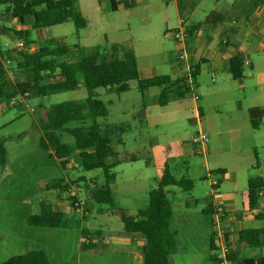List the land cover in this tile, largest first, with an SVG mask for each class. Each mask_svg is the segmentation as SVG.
Here are the masks:
<instances>
[{
  "label": "crops",
  "instance_id": "crops-1",
  "mask_svg": "<svg viewBox=\"0 0 264 264\" xmlns=\"http://www.w3.org/2000/svg\"><path fill=\"white\" fill-rule=\"evenodd\" d=\"M106 1L111 6L110 1ZM116 1L119 4L114 11L121 8L127 11L159 9L166 25L170 21L169 3L173 4L172 8L177 15V27H166L164 35L166 40L171 38L175 42L174 49L171 47L167 49L169 57L165 61V69L169 71L166 72L168 74H159L152 61H144L142 66L137 61L140 79L159 75H167L175 79L185 75V67L178 61L180 44L175 40L172 32L182 26L191 31L186 42V51L190 64L197 66L198 75L193 93L185 96L184 103L179 102L178 106L182 107L186 119L188 117L195 119L198 124L200 123L201 131L209 135L208 144L202 148L198 146L196 152V155L202 156L197 159L200 162H195L196 166H200L197 176L211 182L208 177L217 174L215 179L219 181V184L213 192L210 183L211 189L206 190L205 196L197 197V194H193L196 187L195 179L188 174L191 168L186 165L187 175L185 174L183 177L192 179L194 187L191 192H187L189 197L184 205L179 200L182 189L177 186L168 188L173 208L171 227L178 231V251L171 256V264H214L212 257H215V254L211 248V213L206 211L210 209L213 211V207L217 203L226 207V226L237 260L241 261L250 257L264 259V245L252 248L244 247L238 241L241 230L258 228L263 224L255 214L264 211V194L261 198L259 211H249L248 182L251 178L264 175V162L260 157V154H264V152H260L261 149H264V116L257 119V128L253 127L250 117L251 109H264V0H181L182 10L178 5V0H172L169 3L164 0ZM76 2L80 12L88 21L87 27L83 30H88L91 24L90 17H95L101 22L104 21L107 5L103 4L102 0H89L85 3V11L81 0H76ZM40 9L43 12H48L44 18ZM37 11L38 21L36 23L23 24L19 22L24 26L23 29H18L15 24L10 26L17 31L28 32L29 38L33 42L30 52L38 51L52 37L62 38L70 46L78 45L85 52L106 43L130 49L125 47L127 44L111 42L103 25L97 35L104 41V44H94L87 40V44L83 45L81 40L85 37L78 34L77 44L71 45L68 43V36L54 35L50 28L72 21H62L59 11H47L43 6L39 7ZM74 26L78 31L75 23ZM31 31H35L38 41L43 44L37 43L31 37ZM114 33L122 34V29H117ZM86 36L94 37L93 34ZM20 40L18 39V42ZM0 42L2 46H7L3 45L2 39ZM235 56L241 57L244 71L243 77L239 80L233 79L229 71L230 60ZM204 72L208 73L209 78L204 75ZM10 77L14 78L12 75ZM83 87L84 85L80 81L76 90ZM161 91L162 88L160 93ZM147 93L148 90L142 97H145ZM29 98H26L25 103L21 106L28 104ZM85 98L76 101H83ZM168 104L162 107H167ZM46 109L48 108L44 107V110ZM32 111L35 113L36 110ZM198 111L200 112L199 118L197 117ZM140 114L145 118L144 123L147 124L148 112L144 103ZM168 117L167 114H164V118ZM21 119L22 115H19L0 126V139H6L5 145L9 154L8 164L5 167L0 166V264L12 256L22 255L33 250H43L51 264H144L145 240L139 235L129 236L124 234V230L113 231L107 228L94 230L91 240L94 246L87 249L84 248L83 243L88 240L84 241L80 228L34 227L27 223L29 215L40 213L41 204L44 202L49 203L54 210L65 213L68 210L66 207L62 209L57 207L58 198L63 197L58 192L59 190L44 188L48 181L60 178L62 172L57 161L51 159L48 152L38 146L40 134L33 126L36 117L32 116L30 126L22 132L18 129L14 130V133L11 131L4 134L5 130L14 123L13 121ZM119 126L122 132L130 130L128 125ZM22 133L24 136L17 140L16 137ZM191 152L192 147L184 145V156L190 155ZM149 154L151 157L150 151ZM137 155L139 159L135 162L141 158L139 153ZM71 163L70 160L67 173ZM149 163L151 164V160ZM166 164L167 162L159 164L158 173L153 178L155 186L145 192L146 207L149 203V193L157 187ZM255 171H258V176H253ZM103 179L102 177L101 183L92 181L95 186L94 190L97 184H103ZM136 191L137 189L125 187L123 194L128 198L136 199ZM146 207L133 209L136 212H131L128 204L118 205V208H122L127 213L130 211L131 214H136ZM107 212L112 216H118L113 214L110 206ZM76 219L78 218L76 217ZM78 221L80 220L78 219ZM80 225L85 227L81 221ZM57 231L59 233H56L54 237L57 241L61 239L60 243L52 242V234L49 233ZM62 241H65L64 244H61ZM248 248L257 249L260 252L247 257L244 253Z\"/></svg>",
  "mask_w": 264,
  "mask_h": 264
},
{
  "label": "trees",
  "instance_id": "trees-1",
  "mask_svg": "<svg viewBox=\"0 0 264 264\" xmlns=\"http://www.w3.org/2000/svg\"><path fill=\"white\" fill-rule=\"evenodd\" d=\"M112 10H116L118 2L109 0ZM169 3L172 0H164ZM0 4L7 6L8 16L23 24H34L38 21L37 9L41 6L47 11H59L62 21H72L78 30L88 25L87 19L79 10L76 0H0ZM178 5L182 10L181 0ZM127 7V5H126ZM7 15V14H6ZM3 32L10 37L25 41V48H0V104L14 97L29 98L32 95L40 97L50 96L61 92L74 91L82 81L87 96L83 101L68 100L54 104L50 108L40 111L33 126L39 136L38 146L48 152L49 157L57 161L62 176L48 181L45 189L64 191L69 188L70 181L67 169L71 158L78 154L84 171L101 170L103 184L96 185L91 199L93 203L110 206L113 214L120 217L124 234L139 235L145 240L143 247L144 264H171V256L178 251V231L171 227L173 216L172 201L169 197V187L177 186L185 192H191L194 187L192 179L176 178L165 165L157 187L149 193V203L145 209L136 214H129L122 208L115 206L113 185L117 180L116 168L127 162L139 159L137 154L120 155L112 147V139L102 134L97 119L109 114L107 104L99 98V89L107 93L123 94L131 90L130 82H136L137 89L144 93L155 87L162 88L158 98L160 106H166L171 98H184L193 93L194 87L187 76L172 78L159 75L148 79H140L136 56L131 49L119 47L117 44L106 43L96 46L89 51H83L78 45L70 46L62 38H50L45 46L36 52H30L33 43L28 32L17 31L13 28H3ZM191 31L188 29V37ZM77 55V59H70V55ZM9 61L12 66H6ZM193 67V78L196 82L197 66ZM17 79L15 83L8 73ZM229 71L235 80L243 77L242 60L235 56L230 60ZM194 82V85H195ZM27 94V95H26ZM264 116V109L250 110L251 122L258 127L257 119ZM24 133L16 137L21 139ZM70 137L72 141L67 140ZM6 139H0V166L5 167L9 162V154L5 145ZM84 178L71 181L79 183ZM264 194V175L251 178L248 182L249 211L258 212L261 198ZM73 207L74 198L69 199ZM87 204V203H86ZM87 209V206H85ZM207 213L213 211L207 210ZM86 212H84L85 214ZM263 222L261 227L243 229L239 232L238 241L244 247H259L264 245V211L255 214ZM27 223L34 227L47 228H80L81 235L88 242L84 248H92L94 244L93 232L80 225L76 217H68L64 212L54 210L44 202L38 214H31ZM98 234V233H96ZM214 251V242L211 241ZM229 259L234 264H264L259 257L237 260L235 252ZM212 262L216 263L215 257ZM2 264H51L43 250H33L22 255L10 257Z\"/></svg>",
  "mask_w": 264,
  "mask_h": 264
},
{
  "label": "rangeland",
  "instance_id": "rangeland-1",
  "mask_svg": "<svg viewBox=\"0 0 264 264\" xmlns=\"http://www.w3.org/2000/svg\"><path fill=\"white\" fill-rule=\"evenodd\" d=\"M89 0H81L82 7L85 11V3ZM103 4L107 5L104 14V21H98L95 17H90V26L88 30H78L74 26L73 22H66L60 25H55L50 28V31L54 35H66L68 36V43L74 44L78 42V34L81 37H85L81 40V44H87V40L94 44H104V41L98 34L99 29L104 27V30L108 33L111 42H121L127 44L125 47L130 48L139 63L142 66L144 61H152L157 67L159 74H165L169 72L165 69V61L168 59L169 53L167 49L171 47L175 48V42L169 38L165 39V29L177 27L176 12L170 5L168 10L170 13V21L164 22L160 15L159 9H146L139 11H127L125 9H119L118 11L112 10L109 2L102 0ZM7 6L0 4V39H2L5 47H17L18 38H12L7 33L2 32L3 28H10L12 24H15L18 29H23L19 21L11 16H8ZM41 14L47 15L48 12H43L40 9ZM53 13V12H50ZM7 14V15H6ZM41 18V15H40ZM117 29H122V34L114 33ZM93 38L86 35H92ZM173 34V32H172ZM98 36L99 38L97 39ZM31 37L36 40L37 43L43 44L38 41L35 31H31ZM93 40V41H92ZM111 44V43H110ZM0 42V48H2ZM78 56L70 55V59H77ZM9 66H12L9 64ZM168 74V73H166ZM204 75L209 78L208 73L204 72ZM16 78L12 79L15 83ZM131 90L123 94L106 93L104 89H99V98L107 103L110 113L108 117L98 118L97 121L100 124V131L103 134H107L112 139V147L120 154H140L141 158L138 162L125 163L116 168L118 173L117 182L114 184L115 193V206L122 204H128L131 212H136L133 209L146 207V191L155 186L153 181L154 176L157 175L159 170V164L167 162L170 170L176 178H181L185 174L187 175L186 165L189 166V175L195 179V190L193 194H197V197L205 196L206 190H210V181H205L201 177H198L200 166H196L195 162L200 160L201 155H196L198 146L191 142L192 135H196L201 131V125L193 118H185L182 107L178 106L179 102L184 103V99L171 98L167 107H162L158 104V97L161 88H152L148 90L145 97H142L141 92L136 87V82L132 81ZM87 96L85 87L69 92H61L52 94L47 97H40L32 95L28 99V104L21 106V104L10 105L9 101L5 100L0 104V126L4 122H8L19 115H22V119L19 121H13L14 123L5 130L4 134L13 132L14 130H25L30 126L32 116H38L40 114V108H49L54 104H59L68 100H79ZM19 99V97H17ZM147 107L148 117L146 118L148 123L145 122V118L140 114L142 104ZM35 109L34 111H32ZM43 112V111H42ZM164 114L169 116L164 118ZM137 116V117H135ZM128 125L130 130L122 132L119 125ZM18 132V131H16ZM205 133V132H204ZM207 134V133H206ZM67 140L72 141L70 137ZM184 145H190L192 152L190 155L184 156ZM200 147V146H199ZM149 151L151 157H149ZM261 153L264 149L260 150ZM199 157V158H198ZM264 162V154L261 155ZM151 160V164L149 163ZM72 165L68 170V180L70 181L69 187H72L80 199H83L87 204L85 214H76L70 208V202L67 197L58 198V208H65L67 216L77 217L85 227L91 231L100 229H110L113 231H122L123 223L118 216H112L107 212L108 205L93 203L91 196L94 191V184L101 183L103 173L101 170L84 171L81 165V160L78 154H74L71 158ZM217 174H213L208 177L210 180L214 179ZM253 176H258V171L253 173ZM84 177L79 183H72L76 179ZM127 185V186H126ZM125 187H131L137 189V197L128 198L123 194ZM145 195V196H144ZM189 193L183 190L179 194V200L184 205V202L188 199ZM38 211V210H37ZM36 211V212H37ZM92 212H94L92 214ZM129 211V213L131 214ZM48 231V230H46ZM55 231V230H52ZM51 233L52 242L60 243L61 240H56L55 234ZM63 240V239H62ZM62 241L61 244H64ZM257 249H246L244 255L250 257L255 253H259ZM264 255V249H263Z\"/></svg>",
  "mask_w": 264,
  "mask_h": 264
},
{
  "label": "built area",
  "instance_id": "built-area-1",
  "mask_svg": "<svg viewBox=\"0 0 264 264\" xmlns=\"http://www.w3.org/2000/svg\"><path fill=\"white\" fill-rule=\"evenodd\" d=\"M173 36L175 40L180 44V50L178 53V61L182 63L185 67V76H187L189 83L194 85V78H193V67L190 64L189 56L186 51V42L188 40V29L184 26L180 27L179 29H176L173 31ZM18 48L24 49L25 48V41L20 40L17 45ZM10 64L9 61L5 62V65L8 67ZM9 75H12L11 71L8 70ZM27 95V94H26ZM197 98V97H196ZM26 101V97H17L12 98L9 103L10 105H16V104H23ZM197 117H200V112H197ZM209 142V135L200 132L193 136L192 143L194 145L200 146L201 148L206 146ZM219 184V181L217 179L211 180V187L212 191L215 192L217 186ZM60 195H63L64 197H67L68 199L74 198L73 207L71 209L76 214H84L85 212V206L86 202L83 199H80L77 195V192L72 188L69 187L68 189L61 191H58ZM70 202V201H69ZM211 225H212V240L214 242V254H215V260L217 264H234L229 257L233 252V244L229 237V231L226 226V220H227V210L226 207L221 204L217 203L213 207V212L211 214Z\"/></svg>",
  "mask_w": 264,
  "mask_h": 264
}]
</instances>
